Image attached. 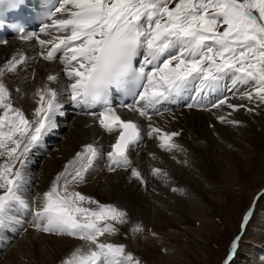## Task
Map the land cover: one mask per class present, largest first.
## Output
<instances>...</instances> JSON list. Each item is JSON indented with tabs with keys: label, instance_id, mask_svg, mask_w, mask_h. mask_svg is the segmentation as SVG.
Returning a JSON list of instances; mask_svg holds the SVG:
<instances>
[{
	"label": "snow or ice",
	"instance_id": "obj_1",
	"mask_svg": "<svg viewBox=\"0 0 264 264\" xmlns=\"http://www.w3.org/2000/svg\"><path fill=\"white\" fill-rule=\"evenodd\" d=\"M22 2L0 0V11L16 8ZM57 5L45 6L47 17L52 19L40 32L55 28L62 34L42 39L36 33L26 34L23 27L17 31L20 39L39 43L43 49L40 56L45 61L60 60L71 81L66 90L72 103L88 109L103 106L98 114L89 112V115L95 117L107 134L116 133L107 152L110 172L125 168L131 170L132 176H141L132 167L130 150L143 138L138 121L123 118L109 105L108 97L114 88L126 91L132 85L142 88L135 93L138 96L135 103L123 107L148 121L152 120L150 109L190 86L194 85L195 101L198 96L217 91L225 79L231 80L227 90L233 96L238 86H244L246 90L239 92L241 99L264 105V0H57ZM57 14L66 18H56ZM0 27H4L2 19ZM25 62V56L18 54L0 67V156L6 157L0 164V229L14 221L11 213L17 205L30 209L21 192L27 155L58 127L56 116L63 115L60 93L49 84L34 93L38 98L34 120L13 106L4 76L16 72ZM57 80V75L47 76L48 82ZM223 105L233 111L256 110L229 103L228 96L211 107ZM186 106L203 108L196 102ZM218 119L226 121L223 115ZM148 129L147 136L156 137L160 148L171 151L179 147L174 143L179 132L163 131L151 123ZM100 155L103 153L93 143L76 153L50 190L42 194L41 206L33 213V226L45 233L86 242L87 251L77 248L62 264H140L132 252L126 251V245L100 240L106 233L115 234L118 231L115 225L126 223L127 213L69 188L70 184L84 181L85 173ZM161 171L153 169L154 174ZM261 199L264 191L255 195L253 205L243 216L242 227L253 216L255 202ZM85 202L97 204L98 208L82 206ZM133 231L142 228L135 225ZM240 239L238 235L232 241L233 253Z\"/></svg>",
	"mask_w": 264,
	"mask_h": 264
},
{
	"label": "bare ground",
	"instance_id": "obj_2",
	"mask_svg": "<svg viewBox=\"0 0 264 264\" xmlns=\"http://www.w3.org/2000/svg\"><path fill=\"white\" fill-rule=\"evenodd\" d=\"M56 18L66 17L57 14ZM51 19L39 27L50 24ZM40 28L38 35L42 39L62 34L55 28L42 33ZM42 50L34 39L9 37L6 44L0 43V67L18 54L26 58L16 72L4 76L14 107L21 109L29 120H34L38 99L34 93L44 84L57 88L59 101L63 104V115L56 116L58 127L43 137L27 155L21 192L31 207L25 210L17 205L11 213L14 221L7 228L0 229V264H62L77 248L87 251L86 242L78 238L37 230L33 226V213L41 206L42 194L50 190L56 177L88 143L98 146L103 155L92 162L82 183L69 185L70 190L89 196L100 204L115 205L127 213V222L117 223L118 231L115 234L106 233L100 240L126 245V251L132 252L140 264H171L172 256L176 253H187L197 264L198 256L189 250L190 242L186 237L206 244L205 235H222L223 221L216 219L222 213L220 203L225 201L231 186L241 188L255 177L261 181L260 174H263L264 167V105L239 98V92L246 90L244 86H238L237 94L233 96L227 90L231 87V80L229 86H220L219 90L198 96L195 101L194 85L190 86L180 95L150 109L151 121L119 105L118 113L123 118L138 121L142 128L141 142L130 150L132 167L141 176L134 177L131 170L125 168L110 172L107 152L115 142L116 133L107 134L95 117L89 115V112L98 114L99 111L78 107L69 100L66 87L71 81L64 74L63 65L59 59L45 61L40 56ZM49 74L57 75L58 80L48 82ZM211 95H214L213 103L228 96L229 103L256 110L248 112L240 108L233 111L227 105L207 107V97ZM137 99L138 96L135 101ZM171 100L175 101L174 105ZM193 102L202 104L203 108L189 109L186 106ZM221 115L226 117L225 122L218 119ZM230 120L240 123L234 125L227 122ZM149 123L163 131L179 132L180 135L174 138V143L179 147L171 151L160 148V141L146 134ZM5 158L0 156V162ZM154 168L161 169V173L154 174ZM60 183L63 184V180ZM216 189L221 193L214 195ZM260 191L259 187L253 190L251 198ZM252 205V201L249 202L244 212ZM82 206L98 208L97 204L87 202ZM254 216L253 209L249 222ZM259 224L258 234L250 235L251 238L248 236L250 233L244 235L247 225L241 228L239 224L245 238L240 239L230 262L226 260L225 264H264V219ZM135 225H140L142 231L132 238L130 231ZM22 227L24 229L21 230ZM202 233L203 239L200 237ZM202 253L206 260L208 253L205 250ZM238 255L243 256V263L237 261Z\"/></svg>",
	"mask_w": 264,
	"mask_h": 264
},
{
	"label": "rangeland",
	"instance_id": "obj_3",
	"mask_svg": "<svg viewBox=\"0 0 264 264\" xmlns=\"http://www.w3.org/2000/svg\"><path fill=\"white\" fill-rule=\"evenodd\" d=\"M229 83L230 80L225 79V81L221 83V87L229 86ZM206 106L209 107L210 105H206ZM193 109H197V108H193ZM262 173L263 174H260V177H262L261 181H259L260 180L259 177H255L253 178V180L250 181L249 184H247L246 186L245 185L241 186V188L237 185H232L229 194L225 195L226 198L225 201L224 202L222 201L220 203L222 213L220 216L218 215L216 219V221H223L222 235L217 237H215V235L213 234H210L211 237L210 236L207 237L205 235V239L207 240L206 244L202 241L197 242L192 238L186 237V239L190 242L189 250H191V252L195 253L198 256L197 264H225L226 260H229V256L230 258L232 256L231 243L234 240L233 238L239 235L243 240V236L246 233H250L248 236L250 235L255 236L258 234L259 225H260L259 222L264 219V199H261L255 203V207H254L255 216L252 218V220L249 223H247V226L244 229V231L246 230L244 235L241 234V229H239V224L240 227L242 228L243 216L245 213L244 211L247 209L249 202L252 201V203H254V198L253 199L251 198L252 191L256 190L257 187L261 188V191H264V177H263L264 167ZM214 192H213L214 195L221 193L220 190L218 189H216ZM130 232L132 238H134L135 236L137 237L139 235V232L133 230H131ZM16 236L17 235H15L14 237ZM203 236L204 235L202 233L200 237L203 239ZM202 250L203 251L205 250V252L208 253V257L206 260L203 259ZM172 259L173 260L171 264H195V262L191 260V257L187 256V253L182 255L176 253L172 256ZM237 261L243 263L244 262L243 256L238 255Z\"/></svg>",
	"mask_w": 264,
	"mask_h": 264
}]
</instances>
